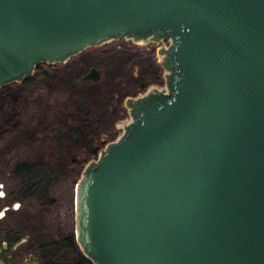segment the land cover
<instances>
[{"label":"water","instance_id":"water-1","mask_svg":"<svg viewBox=\"0 0 264 264\" xmlns=\"http://www.w3.org/2000/svg\"><path fill=\"white\" fill-rule=\"evenodd\" d=\"M119 39L159 45L163 84L124 98L120 133L82 166L80 252L264 264V0H0V88Z\"/></svg>","mask_w":264,"mask_h":264},{"label":"rangeland","instance_id":"rangeland-1","mask_svg":"<svg viewBox=\"0 0 264 264\" xmlns=\"http://www.w3.org/2000/svg\"><path fill=\"white\" fill-rule=\"evenodd\" d=\"M158 47L156 43H133L126 39L109 41L87 48L66 63L42 64L41 72L31 83L13 82L1 87L0 132L11 133L0 141V173H5L0 180L3 187L10 189L17 184L6 174L15 163L53 152L54 142L48 137L43 141L39 138L51 133L49 123L78 104L88 107L96 121L97 153L113 140L121 131L120 121L128 119L123 100L143 92L135 81L142 78L144 82L147 77H141V67L146 69L153 60L158 64ZM90 66L99 69L100 79L82 81L81 75ZM162 74L160 70L155 85L163 84ZM82 156V164L93 157ZM77 178V168L70 166L69 172L53 181L43 193L24 200L1 220V240L7 230L24 240L17 243L15 259L10 264H26L24 259L29 252L37 257L29 264H71L74 257L71 249H64L54 260L43 258L40 251L69 236L75 241L73 195Z\"/></svg>","mask_w":264,"mask_h":264},{"label":"trees","instance_id":"trees-1","mask_svg":"<svg viewBox=\"0 0 264 264\" xmlns=\"http://www.w3.org/2000/svg\"><path fill=\"white\" fill-rule=\"evenodd\" d=\"M42 64L35 68L34 74L25 79L22 83H31L34 77L41 72ZM142 69L141 77H147L143 82L142 78H137L135 84L139 89L144 91L149 85L154 84L158 80V73L162 69L153 60L146 66V69ZM148 71H151L148 73ZM40 75V74H39ZM149 77V78H148ZM83 81V80H82ZM86 82V81H85ZM62 116L53 122L49 123L51 133L39 138V140L53 141L52 151L56 153L54 157L53 152L49 153L47 157L43 158L46 160L44 166L29 167V171L23 173L26 177L24 182L33 184L34 187L41 186L46 180L51 181L52 177H59L69 171V166L80 167L82 170V160L90 156H96L97 154V140H96V126L95 119L88 107L83 104L74 106L72 111L62 112ZM51 126V127H50ZM11 133L7 131L0 132V141L7 138ZM36 136V133H34ZM88 160V159H87ZM20 167L17 166V169ZM27 169V168H25ZM35 175V176H33ZM64 249H71L74 257L72 258L71 264H91L80 252L74 239L72 237H66L62 241H55L50 249H43L40 251V255L43 258L54 260Z\"/></svg>","mask_w":264,"mask_h":264},{"label":"flooded vegetation","instance_id":"flooded-vegetation-1","mask_svg":"<svg viewBox=\"0 0 264 264\" xmlns=\"http://www.w3.org/2000/svg\"><path fill=\"white\" fill-rule=\"evenodd\" d=\"M54 155L56 156L57 154L55 153ZM43 158L45 157H41V158H38L32 161H19L15 163L6 173L9 176L10 180H14L17 182L15 186L14 185L12 186V188L8 189V187H3V182L0 181V228L2 225L1 220H3L6 216L8 217L10 213H13L16 210V208L23 203L24 200L34 199V197L39 192L43 193L45 189L53 181L57 180L60 177V176L52 177L50 178L51 181L46 180L45 182L42 183L41 186H38V187H34L33 184H28L24 182L26 177L23 175V173H25L26 171H29L28 169L29 167L38 168L39 166H44L46 164L45 163L46 160H44ZM17 166L20 168L17 169ZM70 166L73 167V169H75L74 166L72 165ZM76 168L78 172V178H77L78 180L80 177L81 170H80V167H76ZM68 172L64 173L63 175L67 174ZM4 174L5 173H2V174L0 173V180L2 179L1 177H3ZM74 189H75V186H74ZM73 200H74V195H73ZM22 239L23 238H21L20 235L13 234L9 230H7L3 239L2 240L0 239V247H2L4 243H6L7 245V248L3 249L0 254V257L3 258L7 264H10V262L15 259L17 243H19L20 241L21 242L24 241ZM30 254L35 255L34 253L29 252L26 258H28ZM26 264H29V263H26Z\"/></svg>","mask_w":264,"mask_h":264}]
</instances>
